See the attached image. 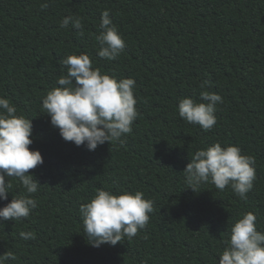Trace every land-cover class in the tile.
<instances>
[{
  "label": "trees",
  "instance_id": "1",
  "mask_svg": "<svg viewBox=\"0 0 264 264\" xmlns=\"http://www.w3.org/2000/svg\"><path fill=\"white\" fill-rule=\"evenodd\" d=\"M106 9L126 42L111 61L98 56L95 39ZM69 15L82 18L83 36L59 27ZM81 53L101 73L136 81L139 116L123 144L77 147L42 108L48 91L62 87L60 61ZM205 90L223 99L207 132L178 113L180 99L202 102ZM0 97L32 119L29 147L44 159L29 170L41 184L30 194L37 207L0 222V255L15 257L4 264H218L243 214L254 213L264 231V0H0ZM216 142L254 157L246 200L210 181L187 188V164ZM9 179L0 208L26 194L19 178ZM98 189L142 192L153 202L146 227L115 246H92L79 208ZM22 231L35 238L22 239Z\"/></svg>",
  "mask_w": 264,
  "mask_h": 264
},
{
  "label": "clouds",
  "instance_id": "2",
  "mask_svg": "<svg viewBox=\"0 0 264 264\" xmlns=\"http://www.w3.org/2000/svg\"><path fill=\"white\" fill-rule=\"evenodd\" d=\"M46 7V5H42ZM69 24L83 36V20L78 16H67L59 22L60 28ZM98 56L115 60L126 47V42L110 18V10L101 13ZM67 68L56 87L48 91L42 100V108L50 117L51 126L58 129L66 142L77 147L86 146L94 151L106 142H120L125 134L132 132V124L139 116L135 97L136 81L133 78L117 79L93 68L88 54H73L60 61ZM207 81L200 87L203 89ZM200 100L185 97L178 104L179 116L188 124H195L205 132L217 123V105L222 97L214 92L202 91ZM17 109L7 98L0 97V200L7 201L12 187L9 178H19L24 195L14 197L0 208V222L18 221L30 215L37 201L30 194L38 191L39 180L30 174L44 163L39 150H31L33 144L32 119L16 115ZM255 159L243 155L234 145L222 147L220 142L197 150L183 171L185 182L194 192L199 186L211 182L224 191L230 187L241 199L253 188ZM7 178V183L5 182ZM153 202L144 199L140 191L123 192L119 195L98 189L86 204H81L79 213L83 231L94 247L103 244L115 246L125 237L131 240L149 222ZM257 216L248 212L230 228V239L219 255L218 264H264V231L257 229ZM22 239H34L32 232H20ZM6 259H15L11 253L0 255V264Z\"/></svg>",
  "mask_w": 264,
  "mask_h": 264
}]
</instances>
